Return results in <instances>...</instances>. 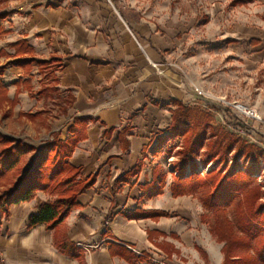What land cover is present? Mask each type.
Listing matches in <instances>:
<instances>
[{
    "label": "crops",
    "instance_id": "0c3cea01",
    "mask_svg": "<svg viewBox=\"0 0 264 264\" xmlns=\"http://www.w3.org/2000/svg\"><path fill=\"white\" fill-rule=\"evenodd\" d=\"M104 5L101 0H0L2 47L14 53L5 43L24 40L29 49L22 57L62 58L51 87L66 93L68 114L74 111L63 138L71 134L75 118L85 121V138L69 160L82 167L84 177L98 173L78 196V205L53 228L30 226L36 203L46 196L12 204L0 221L2 264H148V259L177 264L169 247L178 241L177 248H186L189 218L195 220L191 203L171 210L172 197L159 185L163 180L154 177L155 169L149 174L145 162L150 137L160 129L169 132L173 110L188 106L192 94L171 72L157 74L154 65L165 59L158 35L124 13L127 26L108 18ZM237 28L230 38L240 40L231 44L243 65L264 60V28ZM128 31L145 44L140 45L144 52ZM11 68L24 72L22 66ZM171 99L177 105L166 109ZM135 167V179L122 178Z\"/></svg>",
    "mask_w": 264,
    "mask_h": 264
},
{
    "label": "rangeland",
    "instance_id": "374dc122",
    "mask_svg": "<svg viewBox=\"0 0 264 264\" xmlns=\"http://www.w3.org/2000/svg\"><path fill=\"white\" fill-rule=\"evenodd\" d=\"M101 3L107 17L118 19L123 26H127L123 13L134 22L146 23L165 45L164 62L154 65L157 74L171 72L192 94L187 101L190 127L172 133L156 131L150 137L153 145L145 162L146 171L151 174L155 169L154 177L163 180L159 185L172 197L171 210L189 208L190 202L195 216V220L189 218L186 248L172 242L171 259L177 264H223L224 245L230 240L226 264H264V60L243 65L231 44L240 40L230 38L237 35L240 24L264 28V0ZM128 32L142 50L140 45L145 44ZM5 44L10 51L16 50L14 43ZM22 56L10 53L0 42V67ZM51 67L59 66L35 62L29 73L24 69L26 79L11 65L1 68L0 80L7 92L0 93V135L20 140L25 152L15 168L0 176V193L38 168L49 142L59 133L63 138L72 122L74 111L68 114L66 93L51 87L55 76ZM176 105L171 99L165 108ZM8 146L1 142L0 150ZM137 171L125 178L135 179ZM228 174L229 181L218 187ZM239 178L244 185H237ZM45 196L49 197L37 194L38 198ZM148 264L158 262L148 259Z\"/></svg>",
    "mask_w": 264,
    "mask_h": 264
},
{
    "label": "trees",
    "instance_id": "16d2710c",
    "mask_svg": "<svg viewBox=\"0 0 264 264\" xmlns=\"http://www.w3.org/2000/svg\"><path fill=\"white\" fill-rule=\"evenodd\" d=\"M13 45L16 46V53L24 54L26 48L29 49L27 42L24 40L17 41ZM35 62L40 66L52 63H56L59 67L63 65L62 58L58 56H52L48 60L27 56L12 60L1 66L0 75L3 74L1 68L6 69L9 65L22 66L29 73L31 71L29 66ZM56 69V67L53 68V71ZM27 81L30 83L29 78ZM5 92H7V87L0 80V93L5 94ZM188 112L189 108L187 106L179 105L176 108L169 132H175L174 130L178 128L190 127V121L187 118ZM84 122L81 117L75 118L74 123L69 127L71 134L67 138H61L59 133L49 142L46 147V156L41 161V165L34 170L30 169L26 175L15 180L11 187L0 193V221L9 216L12 204L32 201L39 191L44 192L49 197L36 203L38 211L31 215L30 226L44 223L48 228H53L61 223L70 211L78 205V196L87 191L95 183L98 176V173H92L84 177L81 172L82 167L75 166L69 160L74 148L85 138L84 126L82 125ZM1 142L10 143V146L0 150V176L15 168L22 161V155L25 152L22 149V142L18 139L0 135ZM136 171L135 167L125 173L122 178L134 174ZM230 175L228 174V176L219 180L218 187L229 181ZM238 180L239 184L237 185L243 184L241 178ZM229 244L231 242L227 240L224 245L226 262L223 264H226L229 258Z\"/></svg>",
    "mask_w": 264,
    "mask_h": 264
},
{
    "label": "built area",
    "instance_id": "2783aa9c",
    "mask_svg": "<svg viewBox=\"0 0 264 264\" xmlns=\"http://www.w3.org/2000/svg\"><path fill=\"white\" fill-rule=\"evenodd\" d=\"M241 104H238V106H237V108L238 109H241ZM253 112V111H252ZM255 112H253V114H254ZM3 260H4V253H3V251H2V249L0 248V264H2V262H3Z\"/></svg>",
    "mask_w": 264,
    "mask_h": 264
}]
</instances>
